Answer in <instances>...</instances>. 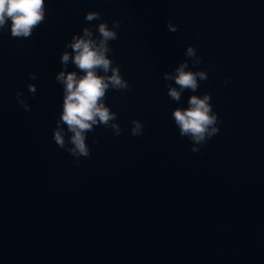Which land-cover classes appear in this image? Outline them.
<instances>
[{"label": "clouds", "instance_id": "obj_1", "mask_svg": "<svg viewBox=\"0 0 264 264\" xmlns=\"http://www.w3.org/2000/svg\"><path fill=\"white\" fill-rule=\"evenodd\" d=\"M45 12V0H0V31L9 27L10 21L12 38H30L33 31L44 22ZM84 19L89 23L101 22L94 26L95 33L93 27L84 26L80 33L72 35L61 53V70L55 76V80L63 88V101L62 111L53 129V140L59 148L75 158L77 164L81 157L91 155L86 141L88 133L94 132L96 127L109 128L114 136L122 134L117 113L111 110L105 100L110 89L127 91L130 87L129 82L121 75L120 66L114 64L109 55L113 51L110 42L118 39L120 21L113 20L109 27L107 22L101 20V14L97 11L87 12ZM166 27L169 32L178 31L177 25L171 20L166 22ZM184 55L187 59L172 71L163 73L165 81L175 84H166L167 96L178 104L186 90L196 93L200 81L208 79L206 71L192 70L203 62L202 57L197 55L196 48L189 45ZM69 64L74 65L76 70H68ZM28 78L35 80L36 73H29ZM228 79L230 78L225 79V84ZM27 89L33 95L37 90L36 85L31 83L27 85ZM210 100L209 93L193 94L187 100V107L178 106L171 112L179 135L191 141L192 152H199L198 146L206 144L219 132V118L213 111ZM16 102L25 111H31L22 92L16 93ZM131 125L132 136L143 135L142 121L133 119Z\"/></svg>", "mask_w": 264, "mask_h": 264}]
</instances>
